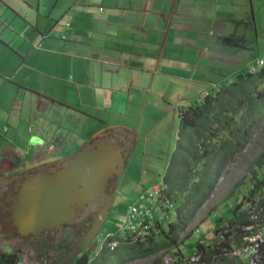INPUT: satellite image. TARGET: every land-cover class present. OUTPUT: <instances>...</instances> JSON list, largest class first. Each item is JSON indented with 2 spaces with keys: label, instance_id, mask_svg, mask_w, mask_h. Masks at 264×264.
Listing matches in <instances>:
<instances>
[{
  "label": "crops",
  "instance_id": "crops-1",
  "mask_svg": "<svg viewBox=\"0 0 264 264\" xmlns=\"http://www.w3.org/2000/svg\"><path fill=\"white\" fill-rule=\"evenodd\" d=\"M255 23L264 33V0H0L3 215L10 207L4 189L60 168L85 148L119 142L124 173L143 164L140 152L151 154L150 163L160 153L168 173L165 164L183 141L184 111L237 72L223 61L247 57L240 69L252 61ZM170 115L180 127L166 152L161 133ZM188 187L174 189L176 202ZM134 188L138 195L125 201ZM150 188L126 181L115 195L125 206L120 215ZM241 244L233 243L226 260L248 262L246 252L234 254Z\"/></svg>",
  "mask_w": 264,
  "mask_h": 264
},
{
  "label": "trees",
  "instance_id": "trees-1",
  "mask_svg": "<svg viewBox=\"0 0 264 264\" xmlns=\"http://www.w3.org/2000/svg\"><path fill=\"white\" fill-rule=\"evenodd\" d=\"M257 66L258 68L240 69L229 82L222 83L215 91L206 93L198 105L187 107L181 128L183 141L172 159H168L165 164L168 173H162L161 179L169 189H163L152 205L153 223L140 241V235H137V240H133L136 235L134 233L131 237L122 239L116 235L108 237L103 241L97 259L108 257L115 264H125L127 258H149L164 251L172 257L175 256L177 264L181 263L183 257L196 252L200 254L203 264L239 262L237 257L226 259L233 250V243H240L247 235L235 228L249 222L245 214L249 203H255L262 208L263 221L259 219L261 221L257 223H264V151L254 161L255 169L251 173L252 187L250 186L247 194L241 195L235 207L229 209L230 218L212 230L214 236L226 231L225 242H220L218 238H214L211 243L205 242L199 228L193 231L195 234L191 232V235L186 237L194 243L193 247L187 246L188 250L183 247L181 238L186 235L195 215L214 190L226 161L239 154L250 142L253 132L264 118V65L259 61ZM197 151L201 152L199 156L195 155ZM198 169L200 171H197ZM193 172L203 173L198 179L192 180ZM182 174V178L177 177ZM190 184L192 187H188L176 202L178 195L176 196L174 189L180 188L181 192ZM169 202L175 203L173 218L169 216L170 210L161 207ZM117 240L120 246L110 250L108 244ZM94 264H97V261ZM151 264L161 262L155 260Z\"/></svg>",
  "mask_w": 264,
  "mask_h": 264
},
{
  "label": "water",
  "instance_id": "water-1",
  "mask_svg": "<svg viewBox=\"0 0 264 264\" xmlns=\"http://www.w3.org/2000/svg\"><path fill=\"white\" fill-rule=\"evenodd\" d=\"M63 164L24 180L11 209L12 223L22 237L70 226L90 214L87 230L58 264L69 262L103 232L125 168L123 149L110 144L82 149ZM92 208L96 212L91 213ZM47 247L42 244L37 252L44 253Z\"/></svg>",
  "mask_w": 264,
  "mask_h": 264
},
{
  "label": "rangeland",
  "instance_id": "rangeland-1",
  "mask_svg": "<svg viewBox=\"0 0 264 264\" xmlns=\"http://www.w3.org/2000/svg\"><path fill=\"white\" fill-rule=\"evenodd\" d=\"M255 28L259 29L256 30V36L254 34L255 40V50H251L253 52L252 61L248 62L243 66L245 69L246 67L248 69L252 68H258L257 62L258 61H264V33L262 30V26H258L257 23H255ZM236 60H226V62L223 61V64H225V67L231 68V69H237V71H240L241 64L243 62L247 61V57ZM244 65V63H243ZM251 65V66H250ZM221 69V68H219ZM236 73V72H235ZM233 76H231L229 79H232ZM229 82V81H228ZM226 86V85H225ZM194 104H198L199 101L192 100ZM163 116L164 114H160ZM178 115L172 116L166 120L165 128L162 131V144L163 149L168 152L172 149L174 142L176 141L177 132L180 127V122H177ZM180 132V131H179ZM179 134V133H178ZM93 136V135H92ZM153 137L156 136V134L152 135ZM151 136V137H152ZM152 137V138H153ZM151 142H153V139H151ZM214 142V140H213ZM264 151V118L260 124V126L253 132L251 140L244 148L240 151V153L237 155H234V157L229 158L226 163L223 166V169L218 177L216 186L212 193L209 195L208 199L205 201V203L201 206L197 214L195 215V218L193 220L192 225L189 227V229L186 232V235L181 238L182 244L184 248H187V246L191 245L194 246V243L192 240L188 241L186 237L191 235V232L193 229L199 228L201 231V234L204 238L212 239L214 237V229H216L217 226H221L222 223L216 222L214 219L216 216H222L223 215V221L227 220V218H230L231 214L229 215V211L226 212V209H230L231 207H235L238 200L241 198V195L247 194L248 190L250 189V186L252 187V171L254 172V161L256 158L261 154V152ZM141 159H144L143 164L140 165L139 168L134 169L135 167H130L128 170V167L124 173H122L121 179L119 181L118 190L116 193V197L118 199L119 196H122L123 191L126 189V181H138L141 185L145 186V189L150 188L152 183H159L161 182L162 175V167L164 166V163L162 161V158L164 157L162 154H157L156 156H161L160 158L157 157L155 162L150 163V158L152 157L149 152L145 154V152H140ZM159 158V160H158ZM63 159V158H62ZM62 159H59L61 161ZM144 167L141 168V167ZM153 167V168H152ZM155 167V168H154ZM197 171H200L198 169ZM192 175L193 179H198L203 172H193ZM138 184H136L137 186ZM192 187V184H190L189 188ZM141 189H143L141 187ZM139 189L134 188V191L131 193H128L127 197L125 198V201H132V198H135L138 195ZM125 194V193H124ZM131 197V198H130ZM115 199V198H114ZM115 199V203L112 206V216L109 217L107 221V225H105L104 231L102 232L103 241L107 239L109 236H117L118 238H127L131 237V232L129 231L124 218L120 215L121 212L125 210V206H123V203L118 206V201ZM130 199V200H129ZM127 202V203H128ZM177 204V203H176ZM91 213L96 212V208L90 209ZM159 215V214H157ZM169 216L171 218L174 217L173 209L170 208ZM214 220V221H213ZM7 226V232H9L8 227H10V224L6 223ZM12 229V227H11ZM6 233V232H5ZM12 234V233H10ZM105 234V236H104ZM146 233L141 232V235L138 238L137 235L133 236V240L138 241L142 240V236H144ZM154 237V236H153ZM18 239V237L16 238ZM3 241L0 243L2 244ZM119 241H114L108 244L109 249L110 245L113 246L114 250L116 247H119ZM14 245L15 249L20 248V243L17 241L10 242V246L12 247ZM186 250V251H187ZM32 251V250H31ZM24 258L26 259L25 253H23ZM170 257V258H169ZM175 257L170 256L169 253L160 251L155 256H150L149 258H141V259H125V264H151L155 260H159L161 264H169V262L177 260L174 259ZM27 261V259H26ZM97 264H115V262L110 261L109 258H101L97 259ZM39 264V261L34 262L33 257H31V264ZM68 264V263H67Z\"/></svg>",
  "mask_w": 264,
  "mask_h": 264
},
{
  "label": "flooded vegetation",
  "instance_id": "flooded-vegetation-1",
  "mask_svg": "<svg viewBox=\"0 0 264 264\" xmlns=\"http://www.w3.org/2000/svg\"><path fill=\"white\" fill-rule=\"evenodd\" d=\"M120 148L119 142L109 143ZM119 144V145H118ZM65 166V164H63ZM61 166V167H63ZM26 180L24 178L21 183ZM19 183V185L21 184ZM19 185H11L4 189L6 192V197L10 199L9 205L4 212L1 209L0 203V231L2 232L0 236V264H31V257H33L34 262L39 261V264H58L63 256L73 247L76 240L82 236V234L87 230L91 216L85 215L81 221L73 223L72 225H62L57 229L45 230L38 235H28L22 237L18 234L17 229L14 227L11 218L12 204L16 200L19 192ZM4 193H0V197H3ZM5 197V198H6ZM6 216V217H5ZM6 223L10 224L7 232ZM107 223L105 222L103 231ZM12 227V229H11ZM6 232V233H5ZM18 237V239H16ZM17 241L20 243V248L11 247L10 242ZM103 243L102 232H99L91 243L75 257H73L68 264H94L96 263L97 257L100 253V249ZM42 244H47L50 247L46 248L44 253H38L37 250L42 247ZM32 250V251H31ZM26 255V259L23 256ZM66 263V264H67ZM38 264V263H36Z\"/></svg>",
  "mask_w": 264,
  "mask_h": 264
},
{
  "label": "built area",
  "instance_id": "built-area-1",
  "mask_svg": "<svg viewBox=\"0 0 264 264\" xmlns=\"http://www.w3.org/2000/svg\"><path fill=\"white\" fill-rule=\"evenodd\" d=\"M261 65H264L263 61H260ZM166 188L163 183L157 184L151 187L147 192L141 194L139 198L129 205L124 213V221L131 233L141 235V232H145L151 226L154 221V215L152 211V205L154 200L158 197L159 193ZM166 210L173 208V205L169 202L165 204ZM262 208L255 203H249L245 209V214L248 217V223L239 225L238 230L245 232L247 235L243 237L242 244L237 253H247L248 262L246 264H263V250H264V223L258 224L262 217ZM261 219V220H259ZM263 221V220H262ZM195 229L192 230V232ZM194 234L196 232H193ZM225 232L219 233V239L225 241ZM111 237V236H109ZM111 250L113 246L110 245ZM170 258V257H169ZM169 264H177L172 261ZM180 264H203L201 262V256L197 252L190 256L183 257Z\"/></svg>",
  "mask_w": 264,
  "mask_h": 264
}]
</instances>
